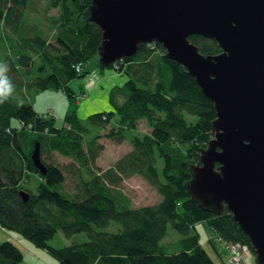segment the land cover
I'll list each match as a JSON object with an SVG mask.
<instances>
[{
    "label": "trees",
    "instance_id": "obj_1",
    "mask_svg": "<svg viewBox=\"0 0 264 264\" xmlns=\"http://www.w3.org/2000/svg\"><path fill=\"white\" fill-rule=\"evenodd\" d=\"M10 1L13 6L5 9L6 0H0V35L13 19L15 6L23 8L30 2ZM47 1L49 8L58 10L54 18H49L55 31L54 42L39 35L23 37V51L17 58L31 79L27 81L19 67L8 59L12 66L6 75L13 86L21 87V76L26 90L63 88L75 100L76 93L68 82L85 76L88 71L84 63L98 57L101 30L84 15L91 0ZM188 38L202 53L220 51L210 37ZM9 43L14 44L10 36ZM78 63L80 73L75 70ZM112 65L125 73L127 80L110 92L113 110L87 118L106 125L113 121L108 129L102 126L104 133L99 132L90 140L85 139L87 119L76 115L77 100L66 113V123L61 128L54 125L53 118L37 113L31 103H13L12 95L0 103V226L19 232L62 264H216L199 243L196 224L200 222L212 228L226 244L240 242L250 246L227 209L220 214L206 210L191 199L187 190L189 167L201 163V150L213 137L216 118L213 102L203 94L195 78L166 57L159 42L141 45L134 55ZM14 69L19 75H14ZM10 117L21 121L19 130L9 127ZM140 119L146 120L150 131L134 134L129 139L128 153L109 168L95 171V159L103 151L99 139L122 142L125 131L134 130ZM26 129L34 134L29 142ZM37 141L46 166L44 175L30 157ZM44 147L73 162L64 169L45 162L41 155ZM27 170L39 177L35 192L22 185ZM65 172L71 176L69 190L64 184ZM134 175L153 187L161 196L160 201L132 206L121 183ZM20 189L29 192L27 201H23ZM111 221L119 223L115 231L96 229L110 226ZM169 224L179 234V249L171 253L161 243ZM58 229L65 235L83 231L88 239L69 246H51L49 241ZM22 259L23 252L16 244L0 242V264H18Z\"/></svg>",
    "mask_w": 264,
    "mask_h": 264
},
{
    "label": "water",
    "instance_id": "obj_2",
    "mask_svg": "<svg viewBox=\"0 0 264 264\" xmlns=\"http://www.w3.org/2000/svg\"><path fill=\"white\" fill-rule=\"evenodd\" d=\"M258 0H91L84 11L101 30V67L159 42L214 104L213 137L189 167L187 190L204 209H227L264 264V28L252 22ZM264 25V19L263 23ZM190 35L214 39L202 53ZM31 160L44 175L40 144ZM23 201L29 194L20 190Z\"/></svg>",
    "mask_w": 264,
    "mask_h": 264
},
{
    "label": "rangeland",
    "instance_id": "obj_3",
    "mask_svg": "<svg viewBox=\"0 0 264 264\" xmlns=\"http://www.w3.org/2000/svg\"><path fill=\"white\" fill-rule=\"evenodd\" d=\"M5 4V9L9 8V6H13V3L10 0H6ZM57 13V9H51L48 7L47 0H30L28 5L23 8L15 6L13 19L10 23H7L6 26V28L8 29V33L7 30L5 31V39L6 41H8V47L4 45V42L2 41L3 38L0 35V38H2L0 39V63L7 64L9 72V66H12V64H9L8 60L10 61V63H14L19 67V72L24 75L27 81L31 79V77L29 78V75L24 74V69L20 65L17 58L19 51H23V49L20 48L22 38H32L39 35L49 42H54L55 31L51 26L49 18H54ZM9 36L14 41V44L12 45L9 43ZM33 56L35 60H39V57L36 54H34ZM5 60L7 61L5 62ZM92 60V63L94 62V65L99 64V62L96 61L98 60V57H94L92 58ZM90 61L91 59L84 63L85 67L88 66ZM90 66L89 68H87V71L90 69ZM13 73L14 75L18 74L15 69L13 70ZM88 73L89 72H87L86 75ZM120 74H123L125 82L127 80V75L125 73ZM85 76L72 78L68 82L69 88L76 92V94L80 85V81L84 79ZM20 80L22 88L19 84H15L14 91L12 93L13 103L22 104L25 102H29L31 103V105H33L34 110L37 113L41 114V116L47 119L53 118V123L56 127H63L66 123V113L70 109V106H72V104L75 103L74 101L77 99H70L63 88L45 89L38 91L34 89L26 90L21 76ZM23 91H25L26 93H24ZM104 97L105 101L102 102V105L104 106H102L101 110L91 111L89 109L82 110L81 108H79L78 110L76 109L77 117L80 119H87L92 114L113 110V104L109 102L110 92L104 93ZM84 100L85 98L80 100L79 102H82ZM35 103H39L40 108H35ZM186 116H188L190 119L196 120V117L194 116L187 114ZM111 122L113 121H110L108 126L111 125ZM84 123L89 129L88 133L85 134L86 140H90L102 130V133H104L105 130L102 129V126H107L102 122H93L91 119L85 120ZM8 125L14 130H19L22 127L21 121L16 117H10ZM134 128V130L125 131L126 138L122 142H116L105 137H101L99 139V142L103 144V151L95 159V171L105 170L109 168L115 163L117 159L128 153L131 150L129 139L134 134L142 135L143 133L150 131L149 126L144 119L139 121L137 123V126ZM25 133L26 141L29 142L30 140H32L34 134L27 129L25 130ZM26 151L28 152L27 148ZM41 155L42 159L45 162L54 163L56 165H59L63 169L66 164L73 162L69 157L62 156L57 151L49 150L47 147H44ZM65 178L66 179L64 184L66 189H72L71 176L67 172H65ZM38 180V175H36L35 173L33 174L29 170H27L26 179L23 180L22 185H26L31 191L35 192V187L38 183ZM121 188L125 195L130 198L131 205L134 207L154 204L161 199V196L157 193V191L137 175L125 178L121 183ZM110 224L111 225L108 227H97L96 229L99 231H115L119 226V223L116 221H111ZM201 224V222L196 224L199 243L203 246L204 249H206V251L209 253L216 264H228V262H230V251L227 248V244L224 241L219 240L216 235L209 232L207 233L206 229H204ZM178 238L179 234L171 226V224H169L167 227V234L161 241L167 253H171L179 249ZM87 239V234L83 231L75 232L71 235H65L61 229H58L55 236L49 241V245L54 247L69 246L84 242ZM23 240L26 243L17 242L23 252L22 264H62L51 253L43 248L36 247L26 237H23ZM243 264H256L254 255L251 254V256L246 258Z\"/></svg>",
    "mask_w": 264,
    "mask_h": 264
},
{
    "label": "crops",
    "instance_id": "obj_4",
    "mask_svg": "<svg viewBox=\"0 0 264 264\" xmlns=\"http://www.w3.org/2000/svg\"><path fill=\"white\" fill-rule=\"evenodd\" d=\"M6 30L8 33V29H6ZM5 31L1 35L4 40L2 38H0V39H2V41L4 42V45H6L8 47V45H7L8 41H6V39H5ZM92 61L93 60L91 59L88 66L85 67V69L87 70V68H89V66L91 65L90 69L88 70L89 73L85 76L84 79H82L80 81V85H79V88L77 90V94H76V96H77V98H76L77 99V110L79 108H81L82 110L89 109L91 111L101 110L102 106H104V105H102V102L105 101L104 93L111 92V90L113 88H115L117 86H121L124 84V80H125L124 76H123V74H120L123 72L118 71L116 69V65H110L109 67H101V66H99V64L94 65V62L92 63ZM96 61H98V60H96ZM103 68H106V69H103ZM23 92L26 93L25 91H23ZM84 98H85L84 101L79 102L80 100H82ZM109 102H110V100H109ZM35 104H36L35 108H40L39 103H35ZM141 120L142 119H140L139 121H141ZM106 128H110V127L107 125ZM102 129H104V127H102ZM102 131H100V133H102ZM201 225L204 227V229H206L207 233L209 232V233L216 235L212 228L207 227L203 223ZM23 237L24 236L21 235L17 231L6 230L0 226V242L8 240V241H11L14 244H16L21 249L20 245H18L17 242L26 243L23 240ZM15 240H18V241H15ZM18 264H22V261L19 262ZM32 264H34V263H32Z\"/></svg>",
    "mask_w": 264,
    "mask_h": 264
},
{
    "label": "built area",
    "instance_id": "obj_5",
    "mask_svg": "<svg viewBox=\"0 0 264 264\" xmlns=\"http://www.w3.org/2000/svg\"><path fill=\"white\" fill-rule=\"evenodd\" d=\"M80 68H81V64L80 63L76 64L75 66L76 72ZM227 248L230 251V259H229L230 262H228V264H243L244 260L251 255L250 246L246 243H240V242L228 243Z\"/></svg>",
    "mask_w": 264,
    "mask_h": 264
},
{
    "label": "clouds",
    "instance_id": "obj_6",
    "mask_svg": "<svg viewBox=\"0 0 264 264\" xmlns=\"http://www.w3.org/2000/svg\"><path fill=\"white\" fill-rule=\"evenodd\" d=\"M7 71V64L0 63V103L6 101L14 91V86L6 75Z\"/></svg>",
    "mask_w": 264,
    "mask_h": 264
},
{
    "label": "bare ground",
    "instance_id": "obj_7",
    "mask_svg": "<svg viewBox=\"0 0 264 264\" xmlns=\"http://www.w3.org/2000/svg\"><path fill=\"white\" fill-rule=\"evenodd\" d=\"M250 7L252 8V11L254 13L253 18H252V22L253 23L256 22V24H257V25H255V27L256 28H264V25L262 24L263 19H264V0H258L257 2L251 3ZM81 70L82 69L80 68L77 72L80 73ZM20 190L26 191L25 189H20ZM26 192L29 194L28 191H26ZM251 254L253 255L252 250H251Z\"/></svg>",
    "mask_w": 264,
    "mask_h": 264
}]
</instances>
